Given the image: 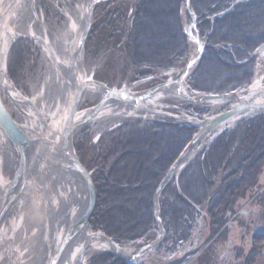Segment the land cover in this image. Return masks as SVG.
<instances>
[{"label":"bare ground","instance_id":"bare-ground-1","mask_svg":"<svg viewBox=\"0 0 264 264\" xmlns=\"http://www.w3.org/2000/svg\"><path fill=\"white\" fill-rule=\"evenodd\" d=\"M27 2L34 3V0H0V92L3 90L2 96L4 97L1 103L4 112L12 119L14 118L11 116L8 102L15 103L26 115L23 121L18 117L14 119L19 127L18 130H14V141L0 128V264H86L85 260L90 255L111 249H114V252L131 264H139L156 249L155 241L143 244L142 249L136 250L127 246L137 241L121 245L114 244L111 235L103 230L94 229L89 220L96 207V190L95 205L90 212V217L86 218L84 223L82 222L83 215L88 211V208L92 207L89 205L90 190L87 186L88 182L83 179L82 175L72 170L76 160L71 158L72 156L68 157V154L70 149L74 152L76 149L71 139L75 130L70 132L66 125L70 127V124H76L85 119V124L96 123L99 126H104L118 118L144 117L151 112L162 111L161 105L156 102H160L167 94L180 97L187 93L185 82L188 77L185 75L181 79L171 77L170 81L163 85L164 87L146 95L143 93L136 95L125 87L119 90L107 89L102 83L95 82L93 77L87 75L81 66L79 61L82 58L81 55V58L79 55L77 59L74 57V52H78L75 50L78 46L77 43L86 29L85 21L94 4L93 0H79V6L68 16L67 25L63 31L53 34L46 28H42L40 34L36 35L30 31L32 38L43 48L47 74L41 91L31 99L25 98L11 83L14 81L11 80L7 71L5 75L2 72V60L7 49H11L14 42L19 39L20 34L13 24L23 16ZM45 10L51 17H56L50 7ZM105 28L108 29L109 26L106 25ZM88 32L91 35L92 31L88 30L87 34ZM32 52L38 54L39 57L42 55L34 46ZM35 60L36 58L33 61ZM25 73L23 70L19 74L25 78ZM109 91L119 93L108 95ZM79 94H83V96L89 94L93 98L99 97L100 99L105 97L106 100L96 112L93 113L92 107L74 116L71 111L72 101H76ZM194 100L199 102L201 99L197 97ZM206 102L213 106L215 114H221L223 112L220 110L221 107L227 103L236 105L239 102L244 105L246 102H264L261 64H257V73L249 90L233 94L228 98L208 99ZM206 114H201L203 115L201 117L194 115L180 117V120L189 123L190 128H195V133L192 135L195 138L190 139L181 151V160L176 165L177 168L174 167L175 163L169 168L168 173L173 169L172 179L169 182L178 179V177L173 178V174L183 171L193 163L196 160L193 158L195 155L201 156L209 150L212 142L207 140L211 136L215 138L219 134L220 138L221 132L235 124L241 117L236 116L210 129L201 122L205 120L204 115ZM256 115L254 113L249 117ZM164 121L166 120H161V122ZM20 138L25 142V145L27 143L25 148L20 146ZM74 155L73 157L77 159V156ZM77 162L83 171L92 176L91 170L82 161L77 160ZM224 167V164H220L216 169L224 170ZM86 177L88 178V176ZM169 182L162 185L158 194L157 189L160 184L156 187L152 200L155 196L158 197L162 194ZM236 188L237 186L235 187L234 184L231 186V193L227 196L229 200H226L224 205L226 202L228 204L232 202L230 199L235 197ZM248 190V188L245 189V191ZM25 195H27L26 199L23 197ZM237 197L241 198V196ZM182 204L181 213L184 219H193L185 220L183 224L185 226L182 227L184 229H179L177 232L181 234L186 229L192 230L191 240L188 239L187 244L203 243L194 232L200 231V223H195L198 221L197 216L201 214L195 212L198 204L184 196ZM26 206H31L33 211L32 216L28 215L30 218L26 217ZM26 219L32 221L30 223L33 229L29 232L25 229L28 222ZM205 221L210 222V219ZM160 223L163 224V222ZM20 232H22V240L19 245H16V235ZM211 232L217 234L212 230ZM116 234L121 236L120 231H116ZM172 237L179 239L176 234H173ZM25 241H28L29 244L23 247ZM181 243L185 244V241ZM156 250L158 251V249ZM180 252L161 257L162 260L157 263L175 264V259L180 258L183 254ZM204 258H198L199 264L206 263L203 262ZM223 262L228 264L225 258ZM206 264L219 263L211 261Z\"/></svg>","mask_w":264,"mask_h":264},{"label":"trees","instance_id":"trees-1","mask_svg":"<svg viewBox=\"0 0 264 264\" xmlns=\"http://www.w3.org/2000/svg\"><path fill=\"white\" fill-rule=\"evenodd\" d=\"M233 1L190 0L199 36L208 33L200 61L189 77V87L196 92L226 94L244 89L252 81L257 59L252 53L264 42V0L238 4L211 25L210 17L227 10ZM183 3L184 0H135L133 22L129 25L124 46L128 49L129 62L137 80L149 77L159 69L175 68L187 59L190 46L182 24ZM118 12L117 9L105 11L104 17L92 27L91 34L100 25L111 26L114 20L110 17L116 18ZM116 20L120 22L121 16ZM32 51V42L26 39L15 42L7 60L10 78L13 74L22 80L19 73L28 67L30 57L34 54L38 57ZM186 106L188 112L197 117L208 113L207 109ZM261 122H264V116L250 121L254 124ZM243 124L246 122L215 140L203 156H198L181 173L179 191L173 181L162 192L159 208L167 234L171 228L176 230L178 237L188 236V232H177L185 226L180 222L193 219L182 216L183 196L199 204L212 189L209 180L217 174L216 168L220 164L228 161L226 164L229 165L230 158L242 159L262 144L264 129L242 130L240 126ZM194 133L195 128L188 124L136 119L121 125L107 140H101L97 146L101 157L96 155L97 160L100 158L96 163L101 171L94 178L98 184L97 201L91 216L94 229L111 235L119 245L151 233L156 224L152 214L153 193ZM114 157L115 160L107 162ZM242 162L231 163L240 167ZM233 183L235 186L238 181ZM225 189L229 190L230 184ZM236 189L239 190L240 186ZM116 231H120L121 236ZM172 235L164 242H172ZM108 261L107 256L97 254L90 264H106Z\"/></svg>","mask_w":264,"mask_h":264},{"label":"rangeland","instance_id":"rangeland-1","mask_svg":"<svg viewBox=\"0 0 264 264\" xmlns=\"http://www.w3.org/2000/svg\"><path fill=\"white\" fill-rule=\"evenodd\" d=\"M94 4L92 8H90L89 15L85 21V25L89 21L90 27L89 31H93L92 27L97 24L99 20H101L104 15L105 11H115L117 9L119 12L116 16H121L120 22H117L116 18L114 16L110 17L112 20H114L111 23V26L109 28H105L106 26H98L97 31H95L93 34L86 35V38L84 39L82 51L80 52H74V57L77 59L78 55L81 60L80 64L83 66L85 73L87 75H91L95 82L102 83L106 86L107 89H122L123 87L132 90V93L138 95L137 93H143V94H150L153 92H156L158 89L153 90L155 87H164V84H167L168 81H170L169 78H177L181 79L182 76H187L188 80L185 82L187 85V93L182 94V96L189 97V98H197L201 95L196 94V91L190 89L189 87V75L192 72L193 68L198 65L197 61L199 58V54L201 53V48L204 49L205 42H206V36H208V33L204 34L203 37L199 36L198 30L196 28L197 21L195 20L194 23L191 21V16H186L185 12V4L182 6V24L185 34L188 37V42L190 46L189 55L185 61H183L181 64L177 65L175 68L171 69H159L156 70L151 76L139 79L137 80L135 75L133 74L134 68L131 66L129 62L128 57V49L126 48L125 41L127 36V31L129 29V25L132 24L133 19L131 18L132 12H133V5L135 0H93ZM260 1V0H259ZM79 0H34V3L27 2L24 9L23 16L17 20L13 25L16 28L17 32L20 34V36L29 37L30 40H32V44L34 47H36L37 50H39L42 55L40 57L33 55L30 57V61L28 63V67L25 70L26 77L22 78V81L16 76L12 74L11 79L14 82H11L17 91L21 93V95L25 98H33L41 91L42 86L45 83L46 80V59L43 55V48L40 44L36 42L30 35V31H33V34H40L42 31V28H46L53 34H57L64 30V28L67 25V18L68 16L79 6ZM251 4V3H246ZM47 7H50L54 14H56V17H51L49 14H47L45 9ZM104 9V11H102ZM213 17V16H212ZM210 17V23L213 25V22H211ZM196 24V25H195ZM80 26V25H79ZM78 27L76 26V29ZM78 44V43H77ZM258 46L257 49L260 48L261 45ZM202 49V52H203ZM257 49L252 53V56H255L256 64L254 69V78L251 81V85L255 79L256 73H257V64L260 63L262 66V75H263V85H264V47L262 49V52L259 53ZM77 50V46L76 49ZM34 54V53H33ZM35 58H37L35 61H33ZM74 58V59H75ZM201 58V57H200ZM19 80V81H18ZM18 81V82H17ZM16 82V83H15ZM251 85H248L244 89H240L236 92L241 93L245 92ZM24 91V92H23ZM233 92V91H232ZM3 90H1V98L3 100L2 96ZM230 93V92H229ZM215 95V94H214ZM224 95V94H219ZM101 99L93 98L89 94H86L83 96V94L80 96L79 102L76 104L77 112H83L91 109L92 107L96 106L98 102ZM75 102V100L72 101V104ZM162 107V111L159 112H151L147 114L144 117L141 116H130L125 118H118L116 120H113V122L108 123L104 126H99L96 123L92 124H84L77 129H75L74 133L72 134V141L75 145V155L77 158L82 161V163L85 164V166L91 170L90 174H92V179L94 181V178L98 177V173L101 171V169L98 167L97 161L100 160L101 152L100 149H97V146L101 143V140H107L110 136V134H113L114 131L119 128L121 125H123L126 122H132L136 119L142 120V121H159V120H166L168 123H176L178 125L179 123L189 124L186 123L178 118H176V115L179 117H190L192 116L191 112H188L186 105H192L194 107L200 108V109H207L208 113L204 115V118H208L210 115H214L215 109L213 106L206 101H199L195 104L189 103L188 100L184 99L183 97H174L171 94H167L163 97V99L160 100V102H156ZM8 106L10 108V112L14 119L18 117L20 120H25L26 115L23 113L18 106L14 103L8 102ZM232 106V103H227L223 107H221L220 110H228ZM13 108V109H12ZM170 115V116H169ZM208 115V116H207ZM172 116V117H171ZM203 116V115H202ZM248 115L241 116L239 120L233 124L232 126L225 128L221 132V136L224 134H228L232 132L233 130L231 128H236L238 126V123L244 121V119H248ZM260 125H264L260 124ZM251 124L248 126V129H252ZM259 126V125H258ZM257 126V127H258ZM243 130V126H240ZM261 130H263L262 127H258ZM195 138V136H192V140ZM219 138V134L215 137V140ZM213 137L209 138L207 141H211ZM98 155V156H96ZM244 156H242L243 158ZM114 158H110L107 162L113 161ZM252 159L257 160L258 166L256 167V170L252 169H244L243 166L240 167H234L231 162H237L241 163V161L245 162L244 167H251L252 165ZM97 160V161H96ZM232 160V161H231ZM240 161V162H239ZM242 162V163H243ZM260 162V165L259 163ZM228 163V161H225L224 164ZM237 163V164H238ZM243 165V164H242ZM101 166V165H100ZM220 166V165H219ZM177 168V166H176ZM224 170L219 169L217 174H215L213 177L210 178L212 182V189H210L208 197L202 198L200 203L198 204V208L195 210L197 213L198 211L201 212L197 216L198 221H195V223H200L199 226V232H195V235H197V238L200 241H203V243L199 242H193L194 244L187 246L184 243L179 244L178 246H174V242L166 243L164 242L167 236H170L172 234V229H169L170 233L167 234V230L164 227L163 224L160 222L158 223V219L160 217L159 214L160 211L156 210L157 212V220L155 217L154 222L155 224L154 229L151 230V233L146 234L141 239L136 240L137 242L128 244V248H135L136 250L142 249L143 244H150L151 242L156 243V249L158 246H160L161 250L157 251L156 249L152 252H150L139 264H158L161 257H166L171 254H176V252L183 253L180 258L175 259V264H199L198 258L201 257V259L204 260L203 262H217L219 264H225L224 258L229 255H236L234 261H231L236 264H255V260L259 261L260 264H264V232H262V235L257 234L258 229L264 228V212L262 208L259 207V205L264 206V142L262 145L256 146L252 153L247 154V157L244 159H235L230 158L229 159V165L226 164V166L223 168ZM99 171V172H98ZM168 173V172H167ZM166 173V174H167ZM230 173H232L230 175ZM178 173H174V177L177 176ZM259 179L260 185L257 186L258 188H262L259 190L257 187L254 189V185L252 186L250 183V179L255 178ZM214 178V179H213ZM234 181H238V184L235 186H241L245 181H248V185H251V188L253 190H235L237 192L234 193L235 197L233 199H230L232 202L224 205L226 200H229L227 196L231 193V190H228L227 193H224L223 190L227 186V184H231ZM161 184V181L159 182ZM158 184V185H159ZM98 184L94 181V186L96 188ZM225 186V187H222ZM221 192V193H220ZM97 194V193H96ZM220 195H223L220 197ZM27 195L23 196L25 199ZM237 196H242L241 198ZM153 203V202H152ZM209 204V205H207ZM259 204V205H258ZM158 208V205L156 206V209ZM248 210H255L257 212L256 216H253L252 214L244 215V213L248 212ZM31 211V215H30ZM263 212V213H262ZM26 217L32 216L33 211L31 209V206H26ZM244 215V216H243ZM247 216V217H245ZM30 218V217H28ZM251 219L247 221V219ZM253 218V220H252ZM206 219H210V222H206ZM236 219H241L244 223L243 230L239 232L238 235V241L237 245H234L233 247L228 248V233L230 230L229 224H227L229 221H236ZM28 220L26 230L29 232L33 227H31V219ZM91 222V219L89 220ZM247 221V222H246ZM255 223L254 228L247 229L250 224V222ZM32 222V221H31ZM246 222V223H245ZM194 224V223H192ZM210 224V226H209ZM227 226V227H226ZM216 232L217 234H213L211 232ZM97 231H100L98 229ZM164 231V237L161 238V235ZM185 232H188L189 230L186 229ZM21 233H18L16 235L15 244L19 245L22 237ZM191 233L192 230H191ZM175 234V233H173ZM192 237V235H191ZM190 237V238H191ZM189 238V239H190ZM229 239V238H228ZM191 240V239H190ZM219 240H222V250L218 253L208 254V251L210 249V245L214 244L217 245ZM28 241H25L23 244V247H26L28 245ZM173 245V246H172ZM117 246V245H116ZM119 247V246H117ZM123 247V248H127ZM208 247V249H207ZM111 250L99 251L95 254H92L88 257V260L86 264H90V258L92 256H95L96 254H102L103 256H107L109 258L108 263L106 264H127L126 262L120 261V259L117 256V253ZM232 250V251H231ZM231 251V252H230ZM230 252V253H229ZM165 256H163V255ZM117 256V257H116ZM241 256V258H240ZM212 257V258H209ZM219 257V258H217ZM117 258V259H115ZM197 259V260H196ZM223 260V261H222ZM227 260V259H226ZM205 263V264H206Z\"/></svg>","mask_w":264,"mask_h":264},{"label":"water","instance_id":"water-1","mask_svg":"<svg viewBox=\"0 0 264 264\" xmlns=\"http://www.w3.org/2000/svg\"><path fill=\"white\" fill-rule=\"evenodd\" d=\"M259 0H235L232 4H231V7L221 13V14H217L215 16H213L211 18V22H213L215 19L221 17V16H224L225 14H227L231 8L239 3H254V2H257ZM185 6H186V9L189 11V14L192 18V22L194 23L195 21V17L193 15V13L190 11V0H185ZM89 27H90V23L89 21L87 22L86 24V29H85V32L82 34V36L80 37V40H79V43H78V46H77V50L78 52L82 51V47H83V43H84V39L86 38V35H87V31L89 30ZM264 47V44L260 46V48L258 49L259 53L262 52V49ZM10 49H7L6 53L4 54V57H3V60H2V72L4 73V75L6 74V61H7V55H8V52H9ZM160 87H155L153 90L155 89H159ZM250 88V87H249ZM249 88L247 90H249ZM246 90V91H247ZM245 91V92H246ZM119 92H108V95H111V94H118ZM233 94H238V92H233V93H230V94H224V95H201L199 96L200 97V101H206L208 99H219V98H228L230 97L231 95ZM80 96L81 94H79L76 98V101L72 104L71 106V111L73 113V115L77 116L78 115V112H77V108H76V104L77 102H79V99H80ZM184 99L188 100L189 103H192V104H195L196 101L194 99L196 98H189V97H185V96H182ZM1 92H0V128L2 129L3 133H7L10 137V139L12 141H14L15 139L13 138V134L15 135V129L18 130V125L16 124L15 120L12 119L9 115L6 114V112H4V108L2 106V101H1ZM106 100V98H102L98 104L96 106L93 107V113L96 112L99 107L104 103V101ZM264 114V102H246L244 105L240 104L239 102L236 104V105H232L230 107L229 110L227 111H224L222 112L221 114H217L215 116H212V117H209V118H205V120L201 121L203 122V125L206 126V128H215L217 127L219 124L227 121V120H230L236 116H250V115H253V114ZM176 118L180 119V117L178 115H176ZM189 119H193L194 121H198L197 119H194V118H189ZM85 119H83L82 121H80L79 123H72L70 124V127L68 125L67 128L68 130L71 132L72 130L74 131L75 129H77L78 127L82 126L85 124ZM67 139V137L65 138V140ZM27 145V143H26ZM25 145V142H23V140L20 138V146L25 148L26 147ZM20 147V148H21ZM71 153V154H70ZM70 153L68 154V157H71L73 158L74 160H76V164L73 165L72 167V170H75L77 173H79L80 175H82L83 179L85 181L88 182V185L89 186V190H90V198H89V202L92 207L88 208V211L83 215V218H82V222L84 223V220L88 217H90V212L93 210V207H94V202H95V186L93 184V181H92V178L91 176H89V173H87L86 171H83L80 167H79V163L77 162V160H79L78 158L75 159L73 157V155L75 154V152L70 149ZM75 156V155H74ZM181 158V157H180ZM180 158L176 161L174 167L180 162ZM173 167V168H174ZM173 170V169H172ZM172 170L168 173V175L165 177V179L161 182V184L159 185L158 189H157V194L159 193V191L161 190L162 188V185L168 181L169 177L171 176V173H172ZM83 172H86L83 174ZM88 176V178L86 177ZM157 196H155L154 200H153V214L157 220V212L156 210H158V208L156 209V206H157ZM89 212V213H88ZM87 221V220H86ZM161 222L160 218L158 219V223ZM164 236V231H163V234L161 235V238ZM117 256H119L117 254Z\"/></svg>","mask_w":264,"mask_h":264},{"label":"flooded vegetation","instance_id":"flooded-vegetation-1","mask_svg":"<svg viewBox=\"0 0 264 264\" xmlns=\"http://www.w3.org/2000/svg\"><path fill=\"white\" fill-rule=\"evenodd\" d=\"M258 127H262L264 129V125H259ZM259 178L260 177H258V179H257V184L254 185V189H256V187L260 185V183H259V180L260 179ZM263 181H264V178H263ZM261 184H264V183H261ZM258 189L261 190L262 188H258ZM263 204H264V202H263ZM259 207L261 208V207H264V206L259 205ZM262 210L264 212V209L263 208H262ZM249 213L252 214L253 216H256L257 215V212L255 210H248V212L247 213L245 212L244 215H248ZM245 217H247V216H245ZM249 220H251V219L248 218L247 221H249ZM252 220H253V218H252ZM227 224H229L228 226H229L230 230H227V231H229V233H228V238L229 239L227 238L228 242L226 244H228V248H230V247H233L234 245H237L238 235H239V232L243 230L242 228L244 226V223H243V221L241 219H236V221H234V222L229 221ZM247 227H248L247 229L254 228L255 227V223L253 224L252 221H251L250 224H249V226H247ZM256 232H257V234L263 236L262 232H264V228L258 229ZM207 249H208V247H207ZM221 250H222V240L221 241L219 240V242H218L217 245H214V244L210 245V249H209L207 255L210 254V253L213 254L214 252L215 253H218ZM235 256L236 255H229V256H226L225 257V259H227L228 264L231 261H234ZM240 258H241V256H240ZM231 263L232 264H235L233 262H231ZM255 264H260V263H259V261L255 260Z\"/></svg>","mask_w":264,"mask_h":264}]
</instances>
